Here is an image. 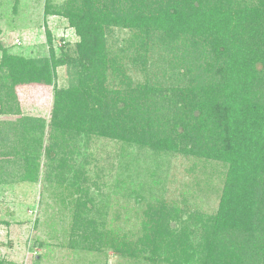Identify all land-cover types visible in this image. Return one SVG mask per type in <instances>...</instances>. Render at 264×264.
I'll use <instances>...</instances> for the list:
<instances>
[{
	"label": "rangeland",
	"instance_id": "obj_1",
	"mask_svg": "<svg viewBox=\"0 0 264 264\" xmlns=\"http://www.w3.org/2000/svg\"><path fill=\"white\" fill-rule=\"evenodd\" d=\"M131 1L5 0L0 7V63L6 51L27 60L21 72L44 77L16 86L7 68L0 70V264H205L210 255L212 219L226 176L221 162L192 147L158 150L128 135L86 136L50 126L54 137L48 138L55 86H74L77 71L58 66L55 85L49 60L52 53L59 62L76 57L80 39L65 15L77 7L102 21L103 108L112 107L115 95H138L143 112L133 127L140 134L176 122L170 101L200 76L191 64L194 49L184 34L147 33L101 20L103 9L118 13ZM150 1L147 8L154 7L155 0H147L139 2L141 9ZM221 1L234 7L256 2ZM200 45L206 52L210 44ZM40 119L46 122L43 132L34 128ZM35 140L43 145L37 148ZM87 201L90 209L82 217L96 222L98 247L77 234V202ZM155 228L164 230L160 249L144 254V235Z\"/></svg>",
	"mask_w": 264,
	"mask_h": 264
},
{
	"label": "trees",
	"instance_id": "obj_2",
	"mask_svg": "<svg viewBox=\"0 0 264 264\" xmlns=\"http://www.w3.org/2000/svg\"><path fill=\"white\" fill-rule=\"evenodd\" d=\"M4 1L0 0V7ZM82 1L86 5L91 0ZM139 2L142 3L132 0L123 11L120 5L118 13L110 7L103 9L101 20L147 33L176 32L188 36L194 49L191 64L200 76L194 78L197 83L176 92L178 99L170 101L177 112L176 122L158 133L140 134L133 127V118L136 115L135 119H139L143 112L142 98L138 95H115L117 99L112 107L103 108V95L98 96L103 92L105 75L101 69L102 21L90 18L87 9L77 7L65 15L80 39L76 57L67 55V62H59L52 53L49 60L55 82L58 66L76 69L75 85L55 86L48 127L69 129L86 136L126 138L128 135L130 140L158 150L192 147L202 157L221 162L226 176L212 219L214 239L205 264H264V0L237 7L232 5L233 1H224L223 6L221 0L215 3L212 0H155L150 9L147 6L151 1L142 9ZM114 5L117 7V2ZM48 41L51 42L50 35ZM201 42L210 44L206 52L200 51ZM204 55L217 61H206L208 58ZM26 61L5 51L0 70L7 68L16 86L44 81L43 75L19 70ZM145 99H149L148 95ZM153 118L151 113L148 120ZM45 126L42 119L34 124L35 130L42 132ZM52 137L51 129L48 138ZM34 142L36 147L43 145L40 140ZM47 154L50 158L55 155L51 150ZM86 165H92V161ZM89 202H77V234L98 247L96 222L82 217L90 209ZM158 217L169 225L166 212L159 210ZM158 228L145 233L142 253L156 254L160 249L157 239L162 238L164 230ZM221 247L225 252H220Z\"/></svg>",
	"mask_w": 264,
	"mask_h": 264
}]
</instances>
